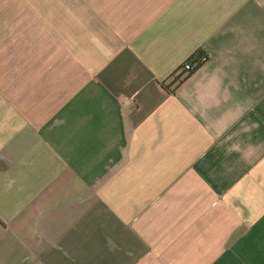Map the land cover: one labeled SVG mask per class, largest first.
I'll return each instance as SVG.
<instances>
[{
  "label": "crops",
  "instance_id": "crops-1",
  "mask_svg": "<svg viewBox=\"0 0 264 264\" xmlns=\"http://www.w3.org/2000/svg\"><path fill=\"white\" fill-rule=\"evenodd\" d=\"M0 264H264V0H0Z\"/></svg>",
  "mask_w": 264,
  "mask_h": 264
},
{
  "label": "built area",
  "instance_id": "built-area-1",
  "mask_svg": "<svg viewBox=\"0 0 264 264\" xmlns=\"http://www.w3.org/2000/svg\"><path fill=\"white\" fill-rule=\"evenodd\" d=\"M209 61V57L206 53L194 54L185 60L170 76L171 79L181 82L192 72H195L203 64Z\"/></svg>",
  "mask_w": 264,
  "mask_h": 264
},
{
  "label": "trees",
  "instance_id": "trees-1",
  "mask_svg": "<svg viewBox=\"0 0 264 264\" xmlns=\"http://www.w3.org/2000/svg\"><path fill=\"white\" fill-rule=\"evenodd\" d=\"M202 53H203L202 51H199L197 54H202ZM192 73H193V72H192ZM192 73H191V74H192ZM191 74H190V75H191ZM190 75H189V76H190ZM189 76H187L186 78H188ZM186 78H185V79H186ZM185 79H184V80H185Z\"/></svg>",
  "mask_w": 264,
  "mask_h": 264
}]
</instances>
